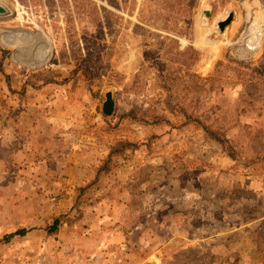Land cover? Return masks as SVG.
Segmentation results:
<instances>
[{
  "label": "rangeland",
  "instance_id": "374dc122",
  "mask_svg": "<svg viewBox=\"0 0 264 264\" xmlns=\"http://www.w3.org/2000/svg\"><path fill=\"white\" fill-rule=\"evenodd\" d=\"M2 3L0 264H264V0Z\"/></svg>",
  "mask_w": 264,
  "mask_h": 264
},
{
  "label": "bare ground",
  "instance_id": "6f19581e",
  "mask_svg": "<svg viewBox=\"0 0 264 264\" xmlns=\"http://www.w3.org/2000/svg\"><path fill=\"white\" fill-rule=\"evenodd\" d=\"M0 2H3V0H0ZM203 10V9H202ZM205 12V11H204ZM261 12V11H260ZM202 14V12H201ZM202 17V15H201ZM205 17V16H204ZM203 18V20H205ZM261 17V16H260ZM202 19H199V25H200V33L198 34V41L201 43H205L206 44V33H205V30H204V23L205 21H203ZM250 28V31H249V39H248V49L245 48L246 50L244 51L246 53V51L248 50H251V51H255L261 44V39L263 37V24L262 23H259L257 20H255L254 22L251 23V25L249 26ZM248 32V30H247ZM245 33V32H244ZM244 36V35H243ZM3 40H1L3 43L7 44V45H11V46H20L21 42H22V37L21 38H18V39H14V40H6L7 37H4L2 36L1 37ZM248 38V37H247ZM211 40V39H210ZM43 45V44H42ZM40 45V46H42ZM210 45V44H209ZM44 53L47 54L48 52V48L45 47L44 49ZM39 54V53H38ZM16 59H20L18 56L15 57ZM42 58V59H41ZM46 56L43 55V53H41V57H40V62L38 63V65H41L43 63L46 62L45 60ZM30 65H33L34 64H30ZM37 65V66H38Z\"/></svg>",
  "mask_w": 264,
  "mask_h": 264
},
{
  "label": "water",
  "instance_id": "95a60500",
  "mask_svg": "<svg viewBox=\"0 0 264 264\" xmlns=\"http://www.w3.org/2000/svg\"><path fill=\"white\" fill-rule=\"evenodd\" d=\"M11 12V8L9 6H7L6 4L0 2V18L9 15ZM30 64H34V65H38V63L40 62L39 58H30L29 59ZM114 100L112 97V93L108 92L106 95V101L104 102L103 105V111L105 114H110L114 111Z\"/></svg>",
  "mask_w": 264,
  "mask_h": 264
},
{
  "label": "built area",
  "instance_id": "2783aa9c",
  "mask_svg": "<svg viewBox=\"0 0 264 264\" xmlns=\"http://www.w3.org/2000/svg\"><path fill=\"white\" fill-rule=\"evenodd\" d=\"M78 256H80V254L77 256H75V258L73 259V261H70L67 259L66 262H64L65 264H109V262H107V256H101V254H96L94 253V255H90L89 257H82L78 259ZM81 259V260H80ZM34 264H40V261H36L34 262Z\"/></svg>",
  "mask_w": 264,
  "mask_h": 264
},
{
  "label": "crops",
  "instance_id": "0c3cea01",
  "mask_svg": "<svg viewBox=\"0 0 264 264\" xmlns=\"http://www.w3.org/2000/svg\"><path fill=\"white\" fill-rule=\"evenodd\" d=\"M103 244H106V243H103ZM103 246H104V245H101V248H99L100 251H97L96 254H101V256L106 255V256H107V262H109V264H112V263L110 262L111 259H112V260H115V261L113 262V264H119L120 261H119L118 259L116 260V258L114 259V258L112 257V254L117 255L116 252H115V253H113V252H109L108 250H106V248L103 249V248H102ZM106 247L109 248V246H106ZM111 253H112V254H111ZM112 260H111V261H112Z\"/></svg>",
  "mask_w": 264,
  "mask_h": 264
},
{
  "label": "trees",
  "instance_id": "16d2710c",
  "mask_svg": "<svg viewBox=\"0 0 264 264\" xmlns=\"http://www.w3.org/2000/svg\"><path fill=\"white\" fill-rule=\"evenodd\" d=\"M110 154H112V153H110ZM57 224H58V219H56V223L53 226L56 227ZM27 232H28V229H26V228L17 229L14 232L6 234L5 238L6 239H11V238H13L15 236H24V235L27 234Z\"/></svg>",
  "mask_w": 264,
  "mask_h": 264
}]
</instances>
